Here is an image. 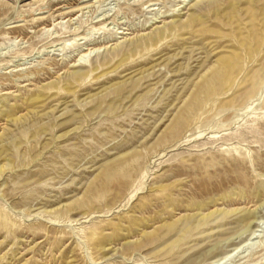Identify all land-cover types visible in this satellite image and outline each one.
Returning <instances> with one entry per match:
<instances>
[{
  "label": "rangeland",
  "instance_id": "1",
  "mask_svg": "<svg viewBox=\"0 0 264 264\" xmlns=\"http://www.w3.org/2000/svg\"><path fill=\"white\" fill-rule=\"evenodd\" d=\"M263 204L264 0H0V264H264Z\"/></svg>",
  "mask_w": 264,
  "mask_h": 264
},
{
  "label": "bare ground",
  "instance_id": "2",
  "mask_svg": "<svg viewBox=\"0 0 264 264\" xmlns=\"http://www.w3.org/2000/svg\"><path fill=\"white\" fill-rule=\"evenodd\" d=\"M51 30V29H50ZM163 37H164V33L163 32H159V38L160 39H163ZM155 42H157V39L155 40ZM91 52V51H90ZM90 52H88V54H85V58L83 59H81L80 61H79V63H78V65L80 66V67H85L86 68V66H87V64H86V59L87 58H89L90 57ZM83 76L81 75V76H79V78H82ZM141 188L142 187H139L137 190H135V192L131 195L132 197H131V199H133L138 193H140V191H141ZM130 199V200H131ZM130 200H129V202H130ZM263 206H264V204H263ZM256 218V217H255ZM259 218V217H258ZM257 221V220H256ZM263 221V220H262ZM263 223V222H262ZM251 224H252V222H251ZM261 224V223H260ZM253 226V225H252ZM249 228V227H248ZM247 228V229H248ZM258 232V231H257ZM247 241V240H246ZM247 243V242H246ZM256 245V244H255ZM253 246V245H252ZM240 248V247H239ZM229 254V253H228ZM232 257V256H231ZM227 259V258H226ZM221 260V259H220ZM222 261V260H221ZM216 262V261H215ZM225 262V261H224ZM223 263V262H222Z\"/></svg>",
  "mask_w": 264,
  "mask_h": 264
}]
</instances>
